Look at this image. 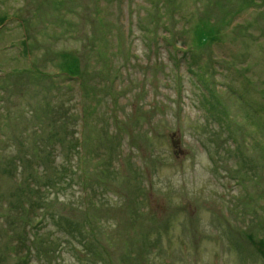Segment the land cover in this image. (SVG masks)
Wrapping results in <instances>:
<instances>
[{"label": "rangeland", "instance_id": "374dc122", "mask_svg": "<svg viewBox=\"0 0 264 264\" xmlns=\"http://www.w3.org/2000/svg\"><path fill=\"white\" fill-rule=\"evenodd\" d=\"M0 264H264V0H0Z\"/></svg>", "mask_w": 264, "mask_h": 264}, {"label": "water", "instance_id": "95a60500", "mask_svg": "<svg viewBox=\"0 0 264 264\" xmlns=\"http://www.w3.org/2000/svg\"><path fill=\"white\" fill-rule=\"evenodd\" d=\"M170 141H171V145H172L174 148H177L179 141L177 140L176 142H173V140H172V136L170 137ZM178 153H181V151H180L179 149H178Z\"/></svg>", "mask_w": 264, "mask_h": 264}]
</instances>
